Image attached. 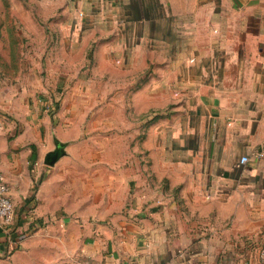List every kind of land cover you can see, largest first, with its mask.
I'll use <instances>...</instances> for the list:
<instances>
[{"label": "crops", "instance_id": "0c3cea01", "mask_svg": "<svg viewBox=\"0 0 264 264\" xmlns=\"http://www.w3.org/2000/svg\"><path fill=\"white\" fill-rule=\"evenodd\" d=\"M37 2L46 11L36 19L58 37L53 54L90 50L97 68L131 78L141 69L145 154L137 172L113 154L72 184L64 169L77 139L37 101L24 118L13 106L20 126L0 124V171L20 213L33 210V231L46 221L49 235H26L23 215L8 254L0 232V264H254L264 246V0ZM57 142L65 152L50 165Z\"/></svg>", "mask_w": 264, "mask_h": 264}, {"label": "rangeland", "instance_id": "374dc122", "mask_svg": "<svg viewBox=\"0 0 264 264\" xmlns=\"http://www.w3.org/2000/svg\"><path fill=\"white\" fill-rule=\"evenodd\" d=\"M45 11V4L37 0H0V124L4 122L7 128L20 126L13 116V106L20 107L22 111H18L24 118L26 110L37 101L55 127L70 139H77L71 146L74 156L67 159L64 169L72 184L78 182L73 178L78 179L80 172L91 171L94 166L100 168L113 154L123 165L132 163L137 172L145 154L142 143L147 117L141 115L142 97L137 91L143 72L134 69L131 78L123 68H110L106 63L97 68L90 50L67 52L63 56L58 50L53 54L52 43L56 44L58 37L49 34L45 19H36ZM113 80L117 92L109 90ZM45 174L46 170L40 176ZM14 205L17 229L23 228L20 220L24 217L27 221L23 216L27 214L31 225L24 233L35 232L33 210L22 214ZM45 222L40 223L39 232L33 233V237L49 235ZM25 257L32 258L33 264V255Z\"/></svg>", "mask_w": 264, "mask_h": 264}, {"label": "built area", "instance_id": "2783aa9c", "mask_svg": "<svg viewBox=\"0 0 264 264\" xmlns=\"http://www.w3.org/2000/svg\"><path fill=\"white\" fill-rule=\"evenodd\" d=\"M263 155V151L257 153L258 157H262ZM239 160L241 164H246L250 161V155L243 154L240 156ZM14 214L15 205L11 197L10 183L7 175L3 171H0V232L8 237L7 240L10 242L12 247L8 249L6 254L16 248L13 243L17 242L18 245L21 241V235L23 234L19 232L17 227L14 225ZM254 264H264V246L261 247L259 258Z\"/></svg>", "mask_w": 264, "mask_h": 264}, {"label": "water", "instance_id": "95a60500", "mask_svg": "<svg viewBox=\"0 0 264 264\" xmlns=\"http://www.w3.org/2000/svg\"><path fill=\"white\" fill-rule=\"evenodd\" d=\"M64 144L62 142H57L56 148L50 151L46 157V163L53 165L58 158L64 154Z\"/></svg>", "mask_w": 264, "mask_h": 264}]
</instances>
